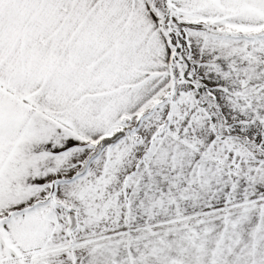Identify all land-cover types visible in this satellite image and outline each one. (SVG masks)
<instances>
[{
  "label": "snow or ice",
  "instance_id": "1",
  "mask_svg": "<svg viewBox=\"0 0 264 264\" xmlns=\"http://www.w3.org/2000/svg\"><path fill=\"white\" fill-rule=\"evenodd\" d=\"M0 264H264V0H0Z\"/></svg>",
  "mask_w": 264,
  "mask_h": 264
}]
</instances>
